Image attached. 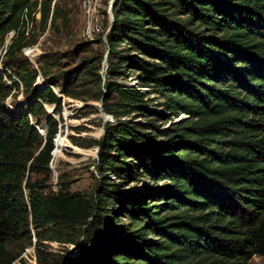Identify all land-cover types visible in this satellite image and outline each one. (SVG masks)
Segmentation results:
<instances>
[{
	"label": "trees",
	"instance_id": "obj_1",
	"mask_svg": "<svg viewBox=\"0 0 264 264\" xmlns=\"http://www.w3.org/2000/svg\"><path fill=\"white\" fill-rule=\"evenodd\" d=\"M112 16L102 51L82 57L79 42L33 63L23 50L65 19L59 0H0V264L30 246L37 264L264 258V0H117ZM50 87L114 119L98 140L71 138L98 149L88 194L51 189Z\"/></svg>",
	"mask_w": 264,
	"mask_h": 264
},
{
	"label": "rangeland",
	"instance_id": "obj_2",
	"mask_svg": "<svg viewBox=\"0 0 264 264\" xmlns=\"http://www.w3.org/2000/svg\"><path fill=\"white\" fill-rule=\"evenodd\" d=\"M83 1L59 0V9L61 13L63 12L65 19L57 22L56 28H47L39 36L35 46L23 50V54L29 61L34 63L42 52L64 54V52L72 50L74 45L79 42H88L89 44V49L80 54L82 57L92 54V51H97L98 53L103 50V48L97 45L100 39L104 40L111 24L108 16L111 0H92L93 4L96 5L94 14L100 30L89 37L86 36L88 15L83 8ZM7 43L8 38L5 44ZM63 58L61 59L62 63L69 62L68 58ZM76 60L78 59L76 58ZM104 69L105 67L102 64L100 72L102 76L104 75ZM37 81L40 85L44 82V79L41 80L39 76ZM123 83L139 87L137 79L134 76H131V78H128ZM58 94L62 99L59 114H53V106L43 104L47 113L58 123L57 133L53 138V146L55 140V151L50 163L51 189L55 191L58 189L60 182H66L70 192L88 194L91 192L94 181L98 177V174H94L97 171V167H95V159L97 158L95 152L97 148H83L73 145L71 138L79 145L85 144L91 139L98 140L104 133V124L110 122V119L113 122L114 119L103 112L99 101H79L65 98L60 93ZM15 96L16 100L14 104L12 103L14 97L7 100L6 105L8 109L10 107L14 108L17 104L24 102L22 94ZM184 118H186L185 115H180L174 121ZM142 119L139 118L137 120L141 122ZM30 121L38 128V131L44 133V128L36 126L32 119ZM113 178L115 177L111 176V180ZM112 181L115 183L120 182L118 179ZM122 223H126V221L123 219ZM44 250L50 256H61L65 255L69 250L74 252L75 247L69 244L47 243ZM20 259L21 261H17L14 264H37L33 246L28 247ZM250 264H264V258L253 257Z\"/></svg>",
	"mask_w": 264,
	"mask_h": 264
},
{
	"label": "built area",
	"instance_id": "obj_3",
	"mask_svg": "<svg viewBox=\"0 0 264 264\" xmlns=\"http://www.w3.org/2000/svg\"><path fill=\"white\" fill-rule=\"evenodd\" d=\"M37 2H41L42 0H36ZM83 8L86 12V14L88 15V24H87V30H86V36L89 37L91 35H93L95 32H98L99 26H98V22L97 19L95 18V9H96V5L93 4L92 0H84L83 1ZM12 36V33H10L8 35V38H10ZM6 43V42H5ZM4 54V50L0 53V71H3V67L1 66V60H2V56ZM6 80V79H5ZM50 89L57 95L59 96V92L57 89L50 87ZM55 151V140H54V146H53V152ZM53 152H51V155L53 156ZM95 172V171H94ZM96 175V172L94 173Z\"/></svg>",
	"mask_w": 264,
	"mask_h": 264
},
{
	"label": "water",
	"instance_id": "obj_4",
	"mask_svg": "<svg viewBox=\"0 0 264 264\" xmlns=\"http://www.w3.org/2000/svg\"><path fill=\"white\" fill-rule=\"evenodd\" d=\"M116 1L117 0H111V2H110V6H109V9H108V16H109V19H110V23H112V21H113V16H112V8H113V6H114V4L116 3ZM107 34V33H106ZM105 64V63H104ZM103 64V65H104ZM62 96V95H61ZM99 105H100V107H101V105H102V103H101V101L99 102ZM180 120V119H179ZM110 121V123H112V121H111V119L109 120ZM178 121V120H177ZM104 132V131H103ZM52 152H53V150H52ZM96 155H97V153H98V149H96Z\"/></svg>",
	"mask_w": 264,
	"mask_h": 264
},
{
	"label": "bare ground",
	"instance_id": "obj_5",
	"mask_svg": "<svg viewBox=\"0 0 264 264\" xmlns=\"http://www.w3.org/2000/svg\"><path fill=\"white\" fill-rule=\"evenodd\" d=\"M38 130V128H36ZM40 133H42L41 131H39Z\"/></svg>",
	"mask_w": 264,
	"mask_h": 264
}]
</instances>
